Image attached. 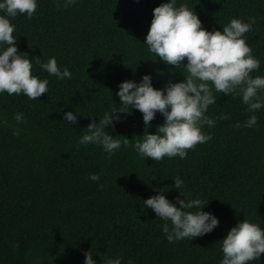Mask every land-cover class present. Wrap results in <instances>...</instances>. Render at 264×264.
<instances>
[{
	"label": "trees",
	"instance_id": "1",
	"mask_svg": "<svg viewBox=\"0 0 264 264\" xmlns=\"http://www.w3.org/2000/svg\"><path fill=\"white\" fill-rule=\"evenodd\" d=\"M162 2L76 0L65 8L63 0H37L31 18H10L18 51L29 55L33 74L49 85L37 100L0 93V264H83L89 249L97 264L116 256L121 264H219L220 240L237 221L264 228V107L255 113L256 126L237 128L250 115L238 94H217L206 113L216 123L203 129L211 139L188 149L184 159L144 160L123 144L112 155L93 144L78 145L89 117L98 120L120 107L115 93L121 81L150 74L153 86L163 88L168 80L183 79L144 44L152 9ZM183 2L206 30L254 16L244 35L260 61L251 75H264V0ZM39 56H54L71 79L40 69ZM65 111L79 113L76 124L62 120ZM17 112L22 122L14 119ZM225 114L227 119H219ZM119 115L107 130L131 144L144 132L142 114L132 109ZM162 122L157 113L148 131ZM92 173L100 180L91 181ZM176 176L190 197L208 201L202 211L213 213L219 224L201 237L170 243L161 231L164 221L143 200L156 191L173 200L179 195ZM251 264H264V253Z\"/></svg>",
	"mask_w": 264,
	"mask_h": 264
},
{
	"label": "clouds",
	"instance_id": "2",
	"mask_svg": "<svg viewBox=\"0 0 264 264\" xmlns=\"http://www.w3.org/2000/svg\"><path fill=\"white\" fill-rule=\"evenodd\" d=\"M76 0H63V7L75 4ZM37 9V0H0V93L24 94L30 100H37L48 92L49 80L39 78L32 72L33 62L29 55L18 51L15 24L10 18L22 14L31 18ZM256 18L247 21L231 18L221 28L206 30L193 7L178 0H166L152 9V18L144 37L148 51L155 54L165 66L179 69L183 79L168 80L163 88H155L150 74H143L137 82L132 79L118 84L116 96L119 106L105 111L98 120H91L78 139V145L93 144L112 155L121 148L131 146L138 156L145 160L160 161L164 157L184 159L187 150L211 139V128L216 117L206 113L210 105L216 104L219 95L238 94L250 113L237 128H252L257 124V110L264 107V75H251L259 70L260 61L252 55L245 33L252 30ZM186 61V62H185ZM35 63L58 80L71 79L67 67L58 66L54 56L46 61L40 56ZM182 70V71H181ZM219 94V95H217ZM132 109L142 114L144 132L130 144L127 137L123 141L107 129L121 119L120 113L130 114ZM159 113L163 122L149 132L150 122ZM79 113L65 111L62 120L76 124ZM221 115L219 119H227ZM14 119L22 122V112L14 113ZM19 132L14 130L13 135ZM152 179H157L151 176ZM91 181H99V173L89 175ZM174 189L179 193L173 200L163 192L143 200L144 208L150 209L164 223L161 231L168 242L185 238L192 240L214 230L219 219L211 212L202 211L208 203L199 197L192 198L184 189V181L176 176ZM183 197V198H181ZM222 258L219 264H251L259 261L264 253V228L248 219L237 221L221 240ZM83 264H97L93 252L83 251ZM121 257H105L103 264H121Z\"/></svg>",
	"mask_w": 264,
	"mask_h": 264
}]
</instances>
